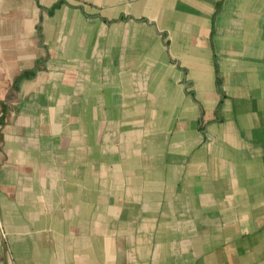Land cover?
<instances>
[{
    "label": "crops",
    "instance_id": "crops-1",
    "mask_svg": "<svg viewBox=\"0 0 264 264\" xmlns=\"http://www.w3.org/2000/svg\"><path fill=\"white\" fill-rule=\"evenodd\" d=\"M0 264H264V0H0Z\"/></svg>",
    "mask_w": 264,
    "mask_h": 264
}]
</instances>
